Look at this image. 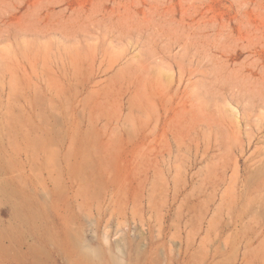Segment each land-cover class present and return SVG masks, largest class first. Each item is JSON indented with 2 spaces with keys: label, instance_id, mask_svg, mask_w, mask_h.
<instances>
[{
  "label": "rangeland",
  "instance_id": "rangeland-1",
  "mask_svg": "<svg viewBox=\"0 0 264 264\" xmlns=\"http://www.w3.org/2000/svg\"><path fill=\"white\" fill-rule=\"evenodd\" d=\"M0 264H264V0H0Z\"/></svg>",
  "mask_w": 264,
  "mask_h": 264
}]
</instances>
